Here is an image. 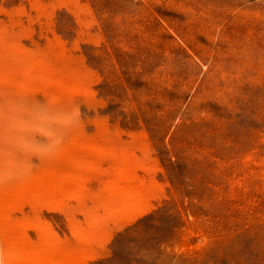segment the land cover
<instances>
[{"label":"rangeland","instance_id":"374dc122","mask_svg":"<svg viewBox=\"0 0 264 264\" xmlns=\"http://www.w3.org/2000/svg\"><path fill=\"white\" fill-rule=\"evenodd\" d=\"M0 264H264V0H0Z\"/></svg>","mask_w":264,"mask_h":264}]
</instances>
